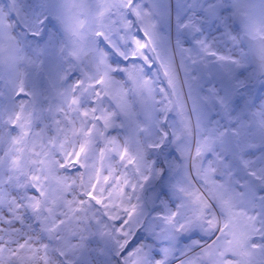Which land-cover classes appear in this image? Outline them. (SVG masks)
<instances>
[{
    "label": "snow or ice",
    "instance_id": "1",
    "mask_svg": "<svg viewBox=\"0 0 264 264\" xmlns=\"http://www.w3.org/2000/svg\"><path fill=\"white\" fill-rule=\"evenodd\" d=\"M0 264H264V0H0Z\"/></svg>",
    "mask_w": 264,
    "mask_h": 264
}]
</instances>
